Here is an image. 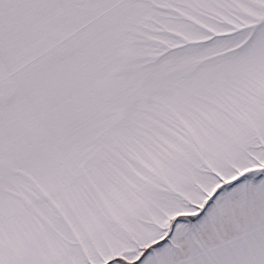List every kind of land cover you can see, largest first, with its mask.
I'll list each match as a JSON object with an SVG mask.
<instances>
[{
  "label": "snow or ice",
  "instance_id": "snow-or-ice-1",
  "mask_svg": "<svg viewBox=\"0 0 264 264\" xmlns=\"http://www.w3.org/2000/svg\"><path fill=\"white\" fill-rule=\"evenodd\" d=\"M0 264H264V0H0Z\"/></svg>",
  "mask_w": 264,
  "mask_h": 264
}]
</instances>
